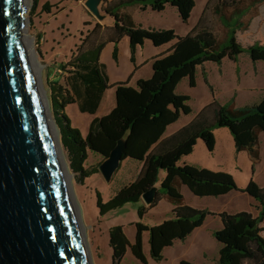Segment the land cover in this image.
<instances>
[{
	"label": "trees",
	"instance_id": "obj_1",
	"mask_svg": "<svg viewBox=\"0 0 264 264\" xmlns=\"http://www.w3.org/2000/svg\"><path fill=\"white\" fill-rule=\"evenodd\" d=\"M35 1L38 3L39 0ZM262 3L264 0H209L191 33L178 35L169 28L154 29L138 25L126 9L136 5L142 9L151 6L155 11H162L170 4L177 7L182 20L188 22L195 0H104L102 11L114 18V26L97 22L93 29L84 33L71 58L60 64L66 77L65 82H51L53 112L69 168L78 180L83 183L93 174H101L102 161H90V153H96L104 160L120 139L127 142L123 160L132 158L143 162L138 177L123 185L106 202L97 192L99 214L104 215L128 202L141 201L144 192L160 181L158 197L154 202L139 207L140 220L135 224L137 230L133 243L122 225L110 227L112 264L122 263L128 247L142 264H148L143 248L145 231L149 234L151 258L163 260L165 248L178 239L184 240L201 227L209 215H218L223 222V227L213 232L220 243L218 264H244L245 259L264 264V185L260 186L252 179L245 188L240 189L229 172L180 164L181 158L193 151L198 139L205 142L208 150H213L216 142L213 131L221 127L231 130L236 151L247 150L254 160H258L260 133L264 132V94L256 102L243 106L236 105L234 96L224 104L214 97L190 123L170 136H164L168 126L176 122L181 114L187 115L193 111L189 104L190 96L177 92L181 80L188 78L189 85L194 87L197 69L206 62L222 64L225 58L238 61L244 52L252 55L256 50L264 52V44L252 43L245 47L238 40V32L251 26L252 19H246V15ZM52 7V3L46 1L42 11L49 12ZM214 16L224 28L222 36L214 31ZM125 35L130 38L134 62L138 46L144 45L146 40H151L155 46L172 41L175 44L154 59L152 77L139 79L136 87L128 82L115 84V107L102 117H94L84 137L77 127L71 125L64 110L74 103L78 104L82 113L93 114L98 110L110 86L105 65L101 63V52L105 44H117ZM117 55L115 46L114 56ZM204 75L208 83L205 72ZM162 171L165 172L163 178L160 177ZM182 185L188 186L200 197H218L234 190L246 192L258 201L259 214L255 216L247 210L216 214L209 209L188 205L181 192ZM161 196L171 202L174 209L164 221L149 226L141 219ZM181 264L196 263L184 259Z\"/></svg>",
	"mask_w": 264,
	"mask_h": 264
},
{
	"label": "rangeland",
	"instance_id": "obj_2",
	"mask_svg": "<svg viewBox=\"0 0 264 264\" xmlns=\"http://www.w3.org/2000/svg\"><path fill=\"white\" fill-rule=\"evenodd\" d=\"M46 1H50L53 5L49 12L42 11V6ZM27 3L29 4V8L26 13L27 22L25 25V33L26 38L30 42L27 41V44L32 58L34 56V60L41 65L40 75L37 76L39 85L49 105L50 118L57 126L56 130L60 140V147L64 153L67 174L70 175V178L66 179L72 192L74 202H76L80 209V220L81 224L84 226L83 232L88 244L87 247L93 264H112V248L109 242L110 227L122 225L129 240L134 242L137 230L135 224L140 220L138 215L139 207L145 203L142 200L135 203L128 202L124 206L111 210L104 215L99 214L97 192L101 193L103 201L106 202L124 185L125 178L119 175L115 179L105 181L101 174L96 173L86 178L83 183L78 180V177L68 165V156L62 145L59 126L54 117L51 95V82L58 80L65 82V79L60 78L64 72L60 64L71 58L73 50L76 48L77 44L81 43V33L86 34L88 30L93 29L98 20H96V17L85 7V0H39L38 3H36L35 0H27ZM101 6L103 8L102 4ZM170 9L164 14L153 11L152 9H149L148 12H139L140 16L138 20L141 22L142 26L146 28H150L148 26L151 24L155 27L165 26L170 27V29L178 34L183 27L187 29L190 28L192 22L195 23L194 18L196 15L198 16L197 19H199L204 12L201 6V0H195V7L190 14L188 22L182 20L176 9V12H172ZM102 10L101 12L104 14ZM247 18L252 19V25L248 30L238 32V40L245 47L252 43L264 44V3L255 7L253 11H250V13L246 15V19ZM212 22H214V31L219 34V36H222L224 28L220 20L214 16L212 17ZM42 33L44 37L40 38ZM129 45L130 42L127 38L124 43L120 41L119 45L117 44L118 55L115 57L113 44H105L101 55V62L105 65L106 71L110 73L111 80L123 78L125 80L124 82H126L128 79H131V82L128 84L136 87V82L133 80L135 77L132 76L133 61ZM254 52V55L249 52H244L240 55L237 65V72L239 73L240 79H238V75L236 74L235 61L225 58L221 70L217 62H206V75L209 76L210 82H205V75L200 69L202 66H199L197 69L196 76L198 78L194 87L189 85L188 78L185 82H182L179 86V92H184L186 95L188 94L190 96L189 104L193 111L189 115L195 114L201 110L214 97H216L218 102L224 104L234 96L237 105L242 106L241 104H244L246 101H252L255 97L260 96L261 93L264 92V52L260 50ZM141 73L142 71L139 72V74ZM107 92L108 94L105 96L100 113L103 112V109L107 108L111 100L112 102L114 101V95H116L115 84L112 87L110 85ZM64 111L69 117L71 125L77 127L82 135L86 136L95 114L82 113L76 104L67 106ZM107 112L109 111L106 110L103 114H107ZM186 116L188 115L181 114L178 119L181 117V119H184ZM219 129L227 130L232 136L229 128L221 127L218 128V130ZM167 132H169V130ZM261 134L264 136V133ZM263 138L264 137H261L259 141L258 150L260 156L258 160H254L246 150L250 159H242L239 157V166L237 169H233L234 167L232 168L230 165L227 166L229 167V171H232L234 174L233 177L236 178L237 184L245 182L250 178L258 184L259 181L264 179ZM199 142L200 144H196L193 151L185 157L188 158L190 156L188 159L190 162L187 164L221 171V169H228L226 165L234 163L231 151H222V147L220 146L219 148L208 150L203 141ZM90 160L95 161V163L99 162L98 158H91ZM234 161L236 162L237 159L234 158ZM131 163L133 165L132 173L126 175L129 178L134 175L135 169L137 172L141 169L139 163H133L132 161ZM124 164L125 163H123V165ZM183 191L184 193L182 194L185 197L186 203L200 209L208 208L201 206H211L214 207V209H220L224 202L223 200L221 201L219 197L215 196L199 197L186 186H183ZM236 195L237 199H233L229 202L227 201L229 205H231V208H233V206H239L238 208L242 210H247L257 215L259 214V203L255 198L250 197L248 193L243 191ZM230 198L231 197L226 200ZM173 209L174 205L165 199L164 196H161L158 203L153 208L149 209L148 213H146L141 220L149 226L156 225L162 221V217H165L166 214H170ZM214 222V219L210 218V216L206 217L204 225L195 229L199 230V232L196 233L197 237L193 244H183L180 243L182 242L181 240H177L178 244L176 246H169L163 251V255L166 256H164V259L161 261H156L151 258L150 243L148 241L149 235L145 232L144 241L146 247L144 248V252L148 264H181V259L193 261L196 264H213V256L219 257L218 251H214L215 246L220 247V243L215 239L214 234H212L213 231L211 227L214 226ZM262 225H264V222ZM262 235L264 236V232ZM121 264H142V262L132 255L128 247ZM215 264H218V262ZM244 264H256V262L255 260L245 259Z\"/></svg>",
	"mask_w": 264,
	"mask_h": 264
},
{
	"label": "water",
	"instance_id": "obj_3",
	"mask_svg": "<svg viewBox=\"0 0 264 264\" xmlns=\"http://www.w3.org/2000/svg\"><path fill=\"white\" fill-rule=\"evenodd\" d=\"M103 3L85 7L103 20ZM28 8L27 0H0V264H93L27 44ZM126 146L120 139L100 163L105 181ZM158 190L142 201L151 205Z\"/></svg>",
	"mask_w": 264,
	"mask_h": 264
},
{
	"label": "crops",
	"instance_id": "obj_4",
	"mask_svg": "<svg viewBox=\"0 0 264 264\" xmlns=\"http://www.w3.org/2000/svg\"><path fill=\"white\" fill-rule=\"evenodd\" d=\"M108 1H110V0H108ZM208 1L209 0H201V6L203 7V9H204V11H205V9H206V7H207V3H208ZM103 5V4H102ZM171 8V9H170ZM172 8H174V9H172ZM149 9H152L153 10V8H151V6H148L147 8H145V9H142L140 6H136V5H133V6H130V7H128L127 9H126V12H128L130 15H132V17H133V19L136 21V23L138 24V25H141L142 26V24H141V22H139V20H138V17L140 16L139 15V12H148V10ZM168 9H170L172 12H176L175 11V9L178 11V14L180 13L179 12V10H178V8L177 7H174V6H171L170 4H167L166 5V7H165V9L164 10H162V11H158V12H160L161 14H164L166 11H168ZM253 9H254V7L252 8V10L251 11H253ZM153 11H155V10H153ZM204 13V12H203ZM173 14V13H172ZM175 14H177V13H175ZM179 16H180V14H179ZM181 17V16H180ZM198 18V16L196 15V17L194 18V21H195V23H193L192 22V25L190 26V28H186V27H183L182 29H181V32H178V35L179 34H181V35H188L189 33H191V31L195 28V26L197 25V23H198V21H199V19H197ZM200 18V17H199ZM197 19V20H196ZM96 20H98V22H101L102 23V25H106V26H109V27H112V26H114V18L113 17H111V16H109V15H105V17H104V19L102 20H100V19H97L96 18ZM251 25H252V21H251ZM144 27V26H143ZM148 27H152V28H154V29H163V28H169L170 29V27H165V26H160V27H155L154 25H150V26H148ZM251 27V26H250ZM82 34V37H83V35H84V33H81ZM42 35V38L44 37V34L42 33L41 34ZM81 37V38H82ZM128 39L129 40V42H130V38L127 36V35H125L124 37H122V39L120 40L121 41V43H124V41H125V39ZM108 43H112L113 44V46H114V50H115V46H117V44L119 45V43H114V42H108ZM175 44V41H172V42H168V43H166V44H164V45H162V46H155L153 43H152V41L151 40H146L145 41V43H144V45H141V46H138V48H137V50H136V62H134L133 60V63H132V70H133V75L132 76H134L135 78L133 79L135 82H136V86H137V81L139 80V79H147V78H150V77H152L153 76V67H152V63L154 62V59L156 58V57H158V56H160V55H162V54H164V53H166L167 51H169L170 50V48L173 46ZM130 45H131V43H130ZM130 45H129V48H130ZM103 51V50H102ZM101 55H102V52H101ZM101 55H100V58H101ZM240 58V57H239ZM230 60H232V59H230ZM233 61H235V60H233ZM238 62H239V59H238V61H235V65H236V74L238 75V79H240V76H239V73L237 72V65H238ZM102 63V62H101ZM224 63V60H223V62H222V64ZM222 64H219L218 66H219V68H220V70L222 69L221 68V66H222ZM205 69V71H204V69ZM200 69H201V71L204 73H207L206 72V68H205V64L203 65V67L201 68L200 67ZM140 71H142V73L141 74H139V72ZM107 72V71H106ZM202 73V74H203ZM137 76H136V75ZM107 75H108V81H109V84L111 85V87L114 85V84H116V83H120V82H124L125 80L123 79V78H119V79H113V80H111L110 78H111V76H110V73H108L107 72ZM65 75H62V77H60L61 79H65ZM204 77V76H203ZM198 78V77H197ZM207 78L209 79V82L211 81L210 80V78H209V76H207ZM187 78H185V79H183V80H181L180 82H179V84H178V86H177V92L178 93H184V92H179V86H180V84L182 83V82H185V80H186ZM239 81V80H238ZM60 82H62L61 80H60ZM126 82H128V83H130L131 82V79H128ZM188 82H189V80H188ZM133 86V85H132ZM108 94V92H107V90L105 91V94L103 95V99H102V101H101V103H100V106L98 107V110L95 112V113H93V114H95V117L96 116H99V117H102V116H104V115H106V114H103L104 113V111H109V112H111L112 110H113V108L115 107V105H116V98H115V95H114V101L112 102V100H111V103H109V105H107V108H105V109H103V112L102 113H100V111L102 110V107H103V104H104V99H105V96ZM184 94H186V93H184ZM264 94V92L263 93H261V95L260 96H257V97H255V99H253L252 101L251 100H248V101H246L244 104H241L242 106L243 105H245V104H247V103H253V102H256L258 99H260L261 98V96ZM188 95V94H187ZM112 96V95H111ZM109 102H110V98H109ZM236 103V102H235ZM74 104H76L77 106H78V104L77 103H74ZM236 105H237V103H236ZM238 106V105H237ZM67 108V107H66ZM65 108V109H66ZM78 108H79V106H78ZM80 109V108H79ZM202 110V109H201ZM201 110H199V111H201ZM198 111V112H199ZM109 112H107V114L109 113ZM198 112H196L195 114H192V115H189V114H187L188 116H186L184 119H178L176 122H174V123H172L170 126H168V128H167V130H165V133H164V136H166V137H168V136H170L171 134H173L174 132H176L177 130H179L180 128H182V127H184V126H186L188 123H190L191 121H192V119L195 117V115L198 113ZM87 114H91V113H87ZM184 115V114H183ZM180 120V121H179ZM91 124V123H90ZM172 128V129H171ZM169 130V132H167ZM262 133H264V132H262ZM214 135H215V148H219V146L220 147H222L221 148V150L222 151H226V150H228V152L229 151H231L232 152V157H233V164L231 163V164H228V165H226V168H228L227 170L226 169H221V171H225V172H228L229 171V167H227V166H232V168L233 169H237L238 168V159H239V157H241L242 159H247V158H249L250 159V156H249V154H248V152L246 151V150H242V151H236V146H235V142H234V139H233V135L231 136L230 134H229V132L227 131V130H218L217 128H216V130L214 131ZM85 137V136H84ZM261 137H264V136H262V134L260 133V139H261ZM264 139V138H263ZM199 141H203V140H199L198 139V141H197V144L199 143L200 144V142ZM204 142V141H203ZM205 143V142H204ZM206 145V144H205ZM196 146V145H195ZM207 146V145H206ZM208 148V147H207ZM194 149V148H193ZM235 150V151H234ZM235 152V153H234ZM189 155V154H188ZM188 155H185V156H183V158H181V160H180V164H182V165H184V164H187V163H189L190 161L188 160L189 159V157L188 158H185V157H187ZM91 158H93V159H97L98 158V161L99 162H101V161H103V159H102V157L101 156H98V154H90V159ZM234 158L235 159H237V161L235 162L234 161ZM128 159H131V160H128ZM91 161V160H90ZM131 161L133 162V163H139L140 165H141V167H142V161H136V160H133L132 158H126V159H124L123 160V162H121V165H120V168L118 169V171L116 172V174H115V176L113 177V179H115L117 176H123L125 179V183H124V185L125 184H127V183H129L130 181L132 182L133 180H135L137 177H138V175H139V172H137L136 171V169H135V173H134V175L131 177V178H129V177H127L126 175L128 174H130V173H132V168H133V165H132V163H131ZM93 162H95V161H93ZM142 162V163H141ZM123 163H125L124 165H123ZM193 165V164H192ZM250 165V164H249ZM141 170V169H140ZM229 172H231L232 173V171H229ZM233 174V173H232ZM165 175V172L164 171H162L161 172V175H160V177L161 178H163V176ZM233 176H234V174H233ZM236 179V178H235ZM252 180V178H250V179H248L247 181H245V182H241L240 184L238 183L237 185H238V187L240 188V189H243V188H245L246 186H247V184L248 183H250V181ZM237 181V180H236ZM261 182H263L264 183V179L262 180V181H259V185L260 186H262L263 185V183H261ZM237 183V182H236ZM155 185H157L158 187H160V181H158ZM183 186H186V185H182V187H181V191H182V193H184V191H183ZM186 187H188V186H186ZM189 188V187H188ZM191 191V190H190ZM233 192H242V191H230V192H228V193H226V194H224V195H220V196H218L219 197V199L222 201H224L223 202V205H221V207H220V209H214V207H211V206H201V207H208L207 209H209V210H211V211H214V213H216V214H220V213H222V212H224V211H228V212H231V213H237V212H240V211H243L241 208H238L239 206H233V208H231V205H229V201H231V200H233V199H237V195L236 194H238V193H233ZM200 197V196H199ZM205 197V196H204ZM229 197H231L229 200H226V199H228ZM251 197V196H250ZM185 200V199H184ZM228 201V202H227ZM186 202V201H185ZM171 203V202H170ZM172 212V211H171ZM171 212H170V214H171ZM255 216H257V214H254ZM168 216H169V214H166V216L165 217H162V219L161 220H165L166 218H168ZM210 216V218H212V219H214V226L213 227H211V229H212V231L213 232H215V231H217V230H219V229H221L222 227H223V222H222V220H221V218L218 216V215H216V216H214V215H209ZM208 217V216H207ZM161 222V221H160ZM159 222V223H160ZM205 222V221H204ZM204 225V224H203ZM206 225V224H205ZM209 231H211V230H209ZM146 232V231H145ZM144 232V233H145ZM197 232H199V230H194L193 232H191L184 240H181L182 242H180V243H183V244H189V245H191V244H193L194 242H195V239H196V237H197ZM201 232V231H200ZM143 233V239H145V234ZM147 233V232H146ZM213 234V233H212ZM149 235V234H148ZM178 240H180V239H178ZM130 242L132 241V240H129ZM148 241H149V239H148ZM178 241L176 240L175 241V243L173 244V246H176L178 243H177ZM131 243H133V242H131ZM146 246H145V241H144V247L143 248H145ZM168 248V247H167ZM166 249V248H165ZM165 249H164V251H165ZM219 249H220V247H218V246H215V249H214V251L215 250H217L218 251V253H219ZM215 253V252H214ZM164 256H166V255H164ZM218 258L219 257H215V256H213V264H215V263H217L218 262ZM182 260H184V259H181V261Z\"/></svg>",
	"mask_w": 264,
	"mask_h": 264
},
{
	"label": "bare ground",
	"instance_id": "obj_5",
	"mask_svg": "<svg viewBox=\"0 0 264 264\" xmlns=\"http://www.w3.org/2000/svg\"><path fill=\"white\" fill-rule=\"evenodd\" d=\"M27 39V38H26ZM27 41L29 42V40L27 39ZM30 43V42H29ZM33 64H34V67H35V70H36V73H38L37 74V76L38 75H40V70H41V65H40V63H38L37 61H35L34 60V56H33ZM37 79H38V77H37ZM39 82V81H38ZM41 88V87H40ZM42 89V88H41ZM41 91H43V90H41ZM42 96H43V99H44V102L46 103V106L47 107H49V105H48V103H47V100H46V98H45V96H44V92L42 93ZM49 118H50V116H49ZM50 120V123H51V125L53 126L52 127V129H53V133H54V135H55V137H56V139H57V146H58V151H59V153H60V156H61V158H62V162H63V165H64V170H65V173H66V175H67V179H69L70 178V175L69 174H67V169H66V165H65V157H64V153H63V151H62V149H61V147H60V140H59V137H58V133H57V130L55 129V124H54V122H53V120L50 118L49 119ZM75 205H76V210L78 211L77 213H78V215H79V219H80V209H79V207H78V205L76 204V202H75ZM81 226H82V228L84 229V226L81 224ZM83 229H82V231H83ZM84 233V232H83ZM85 235V234H84Z\"/></svg>",
	"mask_w": 264,
	"mask_h": 264
}]
</instances>
